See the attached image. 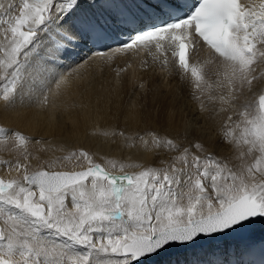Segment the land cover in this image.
<instances>
[{
  "label": "snow or ice",
  "instance_id": "snow-or-ice-1",
  "mask_svg": "<svg viewBox=\"0 0 264 264\" xmlns=\"http://www.w3.org/2000/svg\"><path fill=\"white\" fill-rule=\"evenodd\" d=\"M200 43L209 58L190 62ZM141 47L154 48L164 67L171 57L202 111L219 103L227 112L245 90L252 94L221 127L238 164L198 140L184 145L148 131L170 154L159 166L129 173L110 162L116 173L80 149V170L32 167L35 138L0 125L4 147L10 141L19 152L5 162L16 175L0 176V264H181L172 253L264 224V88L254 90L264 64V0H0V99L47 103L51 85L67 82L64 69Z\"/></svg>",
  "mask_w": 264,
  "mask_h": 264
},
{
  "label": "bare ground",
  "instance_id": "bare-ground-1",
  "mask_svg": "<svg viewBox=\"0 0 264 264\" xmlns=\"http://www.w3.org/2000/svg\"><path fill=\"white\" fill-rule=\"evenodd\" d=\"M244 2L259 4L260 0H244ZM201 51L202 47L200 46L192 53L190 61L203 63L207 60L208 58L202 56ZM127 52L131 54L134 51L129 50ZM146 52L147 54H144V56H141V52H134V57L130 55L127 58L126 54L124 56L121 53L94 56L91 60L78 63L72 67L77 73L74 74L73 78L69 76V69H64V79L67 82L61 83L59 86L55 83L51 85L50 91L46 92L48 96L47 103H37L35 101L21 103L18 101L14 106H5L3 102L0 104V123L8 129H18L29 134V136H44L48 138L45 141L46 143L55 141V144L58 143L62 146L65 142L76 140L74 138L76 137L81 139L80 142L86 147L93 144L95 147L94 152L104 157L110 155V152L113 155L114 152L110 151L107 145L100 143L99 135L95 133L99 125V127L105 125L107 131H112L116 127L118 129L123 128L130 133L142 131L146 139H148L146 132L153 129L169 138L176 139L178 142L183 140L186 142H182L184 145L198 140L206 146L207 151L211 150L216 156L227 159L232 165H237L235 150L222 142L220 133L227 115L242 110L243 95L239 97L235 106L230 107L227 112L219 111L221 107L219 103H206V108L202 111L200 101L196 100L194 96L192 98L194 103L185 105L177 101L176 88L174 91H169L170 94L175 96L168 98V93H163L158 86H154L157 81H151V70L164 68V66L154 59L156 53L152 49L151 52L149 50ZM219 63V61H216V63L208 66L206 70L209 73H214ZM135 66L143 73L144 77H147V84L143 81L135 92L130 91L128 89L130 87L127 86L126 90H128L126 91L124 86L118 83L117 76L124 77V72L120 73L119 70L129 71V77L126 78V80L129 79L128 82L135 76ZM100 68L107 71L103 77L99 75ZM173 73L172 78H177V80L174 82L173 79L171 86L181 88L183 92L188 90V85L192 86L188 80L180 78L177 68L174 69ZM257 74L262 78L255 89L258 95L259 90L264 88V66L262 64L258 65ZM80 80L81 85L77 86V82ZM102 81L110 82V85L99 87ZM160 86H162V83H160ZM189 89L191 92L194 88L189 87ZM144 90L149 91L145 93ZM142 92H144L143 96ZM123 94H126V96L129 94V97L134 98V100H122L125 109L118 107L120 102L118 99ZM248 95L249 93H247L246 98ZM246 98L244 99L246 100ZM134 101H137V103ZM137 104H139L138 107ZM75 110L78 112H75ZM185 110L191 114L198 112L200 115H194V117L190 115V120L188 118L187 120L184 116ZM111 115L119 120L111 121ZM187 121H190V123H187ZM92 130H94L93 133L90 132ZM5 135H8V133L6 132ZM78 136H81V138ZM123 155L127 156V154H121L120 156ZM130 155L142 165L152 162L159 166V162L167 160L170 154L163 149L157 150L152 145L150 147L149 144H144V146L137 147L136 150L133 149ZM130 155L128 154V156ZM5 174L8 173L0 168V176L6 177ZM257 228L256 224L249 229L247 237L238 240H226L222 245L228 243L230 245L234 243L241 244L264 238V232L263 234L257 233ZM219 243L211 242L207 246L196 247L186 252H177L171 255V258L174 261L178 259L181 264H184L185 261L188 264H197V260L200 258L204 261H212L210 254Z\"/></svg>",
  "mask_w": 264,
  "mask_h": 264
},
{
  "label": "rangeland",
  "instance_id": "rangeland-1",
  "mask_svg": "<svg viewBox=\"0 0 264 264\" xmlns=\"http://www.w3.org/2000/svg\"><path fill=\"white\" fill-rule=\"evenodd\" d=\"M196 49H197V47H196ZM201 52H202V56L209 58L210 52H208L207 50L205 52V50L203 48H202ZM112 54H116V53H112ZM125 54H126V58L128 56H130V55H133V57H134V52H132L131 54L130 53H124L123 55L125 56ZM144 54H147V52L144 53ZM144 54H141V56H144ZM78 63L79 62H77L76 64H78ZM76 64H74V65H76ZM262 66H264V64H262ZM134 69H135V76H134V78L130 79V81L127 82V80H129V79L126 80V78L129 77L128 76L129 71L128 70L125 71V69H123L124 71L123 70H119L120 73L124 72V74H123L124 77L120 78V76H117V80H118V83H120V85L124 86L125 90H126V88H128L127 86H129L130 88H128V89L130 91H134L135 92V90L139 88V84L140 83H143V81H145V83L147 84V79H146L147 77H144L143 73L141 71H139L136 66L134 67ZM174 69H176L175 65L170 59V63H169L168 67L156 68V69H152L151 70V72H150L151 73V77H152L151 81H153V82L157 81L156 84H154V86H158V88L160 90H162L163 93H168V98H170L171 96L172 97L175 96L174 94H170L169 91H172V90L174 91V89L176 88V90H177V94H176L177 95V101H180V102L184 103L185 105L187 103H192L193 104L194 100L192 99L193 98L192 94L194 92V89L191 90V92H190V89H189V87L192 89L193 86L188 85L189 86L188 90L185 91V92H183L181 88H177V87L171 86V84H173V79H174V82H175V80H177V78H172V75L174 74L173 73ZM106 72L107 71L102 69V68L99 69V75L102 76V77L105 75ZM68 73H69V76L72 77V78H73V76H75L77 74L75 69H72V68L68 70ZM80 83H81V80L77 82V86H80L81 85ZM126 83H127V85H126ZM160 83H162V86H160ZM189 84H190V82H189ZM257 84H260V82L257 83ZM109 85H110V82L102 81L100 83L99 87L109 86ZM256 85H255V89L257 87ZM146 86H150V85H146ZM144 91L146 93L149 90H144ZM247 93H248L247 90H245V92L243 94V101L244 102L253 99V96L250 93H249V95L246 98ZM143 95H144V92H142V96ZM122 96H123V98H122ZM122 96L118 99V100H120V102L118 104V107L121 108V109L122 108L125 109V105H123L122 100H125V99L126 100H134V98L129 97V94L127 96H126V94H123ZM142 96H140V97H142ZM244 98H246V100ZM3 102L4 101L2 99H0V104L3 103ZM134 102L137 103V101H134ZM138 105L139 104H137V107H138ZM75 112H78V111L75 110ZM190 115H193V117H194V115L197 116V115H200V114L198 112H194L193 114H191V113H189L188 111L185 110V115H184L185 119H187V118L189 119ZM199 118H200V116H199ZM116 119L119 120L118 118H114L113 115H111V118H110L111 121H114ZM187 123H190V121L189 122L187 121ZM0 125H3V124L0 123ZM99 126H98V129L95 131V133L96 134L98 133V135L100 136V137L98 136V139L100 140V143L107 145L109 147L110 151L114 152L113 155H111V152L109 153L110 155H106V157L100 156V154L97 155L94 152L95 147L93 146V144H90L89 147L88 146L86 147L83 143L80 142L81 139L76 138V137H74L76 140H71L69 142H65L64 145L62 146V145H59L58 143L55 144L56 143L55 141L54 142L49 141V142L46 143L45 141L48 138H46L44 136L34 137V136L30 135V137H34L35 138L31 143L28 144V152L31 154L30 159H31L32 167H38L41 164H43L45 162H48L52 166V168L54 170H74V169H79V168L87 165L85 161L78 160L76 158V156L73 155L74 151L78 155V151L80 149L88 151L89 154L93 157V159L96 162L103 163L104 165H106L108 167L109 170L114 171V172H119L120 169H119V167L111 168L110 162H113V161L123 162L126 165V167L124 168V171L129 170V171H133V172H138L143 167H146L148 165H152L153 164L152 162H150V163L148 162L146 165L145 164L142 165L139 161L138 162L136 161L137 160L136 158H133L130 155V152H132L133 149L136 150V148L139 147L140 145L144 146V143L141 140H139L136 137V135H135L136 133H139L140 135L144 136V132L139 131V132H135V133H130V132H127L123 128L118 129V127H116L112 131H107L105 129V127H106L105 125H103L102 127H99ZM94 130H92L90 132L93 133ZM120 131H123L125 133V135L124 136H120L119 135ZM149 131H155V130L151 129ZM113 132H115L116 135H113L112 134ZM155 132L157 134H159L160 136H165L164 134H161V132H159V131H155ZM105 133H107V135ZM27 135L29 136V134H27ZM78 137L81 138V136H78ZM144 138H145V140H148V141L150 140L149 142L151 143V137L148 136V139H146V137H144ZM179 142L180 143H182V142L186 143L183 140H179ZM8 143H9V148H5L4 147L5 140L0 138V168L4 169L5 172L8 173V174H5L6 175L5 178H7L8 175L9 176L10 175L11 176H15L16 175L14 170L10 171V169L7 167L5 162H14L15 159L19 157V152H17L14 149H10V141ZM150 143H148V144L151 147L152 143H151V145H150ZM208 152L212 153L211 150L208 151ZM121 154H127V156L126 155L125 156L124 155L120 156ZM128 154L130 156H128ZM99 156H100V159H99ZM222 156H224V155H222ZM20 158L22 159V157H20ZM122 158H123V160H122ZM0 219L2 220V218H0ZM263 225L264 224H259V223L257 224V227L259 228V231H257V233L263 234V232H264L263 231V229H264ZM261 231H263V232H261ZM224 241H226V240H224ZM224 241H221V242H224ZM215 243H217V242H215ZM183 262H184V260L182 261V263Z\"/></svg>",
  "mask_w": 264,
  "mask_h": 264
}]
</instances>
